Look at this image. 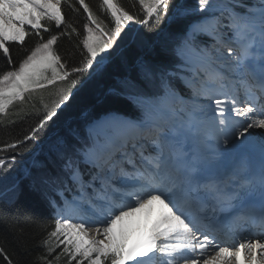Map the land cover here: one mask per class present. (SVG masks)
<instances>
[{
  "label": "snow or ice",
  "instance_id": "6c2138e0",
  "mask_svg": "<svg viewBox=\"0 0 264 264\" xmlns=\"http://www.w3.org/2000/svg\"><path fill=\"white\" fill-rule=\"evenodd\" d=\"M75 2L86 14L82 34L66 20L67 0H0L9 65L10 45L39 37L0 74V123L56 88L36 125L0 145V204H15L26 181L54 218L36 264L61 255L68 264H264V241L217 238L264 229V131H254L264 130V0H138L142 19L101 0L111 26ZM150 22L159 26L152 37L129 31ZM53 24L63 31L52 34ZM73 33L82 35L77 66L54 47ZM122 44L140 54L107 71ZM89 80L110 81L97 104L119 107L99 117L85 109L82 130L49 136V122ZM0 257L14 264L3 248Z\"/></svg>",
  "mask_w": 264,
  "mask_h": 264
},
{
  "label": "trees",
  "instance_id": "16d2710c",
  "mask_svg": "<svg viewBox=\"0 0 264 264\" xmlns=\"http://www.w3.org/2000/svg\"><path fill=\"white\" fill-rule=\"evenodd\" d=\"M186 2L191 3L192 0H187ZM86 3L111 26L110 19L99 7L101 0H86ZM119 3L130 14L143 18V11L138 0H119ZM73 8L78 9V11H74ZM63 12L67 22L75 27L78 33L82 34L83 24L86 23V14L83 13L82 8H79L78 3L75 0H67V3L64 4ZM51 27L53 29L52 34L63 31V29L57 30L54 24ZM158 27L156 23L152 22H150L149 26L132 24L129 31L130 33L138 31L145 37H152ZM42 34L45 38L49 35V33ZM80 39H82V35L77 36L76 33H73L71 37L62 36L58 40L57 45H55L58 55L71 66H77L81 59L82 45L80 44ZM38 40L39 37L32 34L26 38L23 46L18 44L10 45L13 64L9 65L7 58L0 54V74L18 66L20 60L27 54V50L33 48ZM139 54V51L130 50L126 45L122 44L121 48L112 53L111 60L106 61L105 67L109 72H113L117 68L119 71H123V66L120 64L121 56L127 58L130 64ZM109 82L108 80H89L85 85L74 89L70 101L58 111V116L49 122L48 135H52L55 132L66 133L69 128L79 127L82 130L84 121L81 119V113L85 109H91V115L99 117L104 114L107 107H119L118 105L97 104V96L101 91V84L106 85ZM39 118L40 116H34L20 123H0V145L5 141L10 142L17 138L22 139L23 135L27 134L30 128L36 125ZM71 118L72 120L69 122ZM42 135L44 134L42 133ZM26 147L31 148V144ZM21 188L22 191L15 204H0V248L7 251L14 264L17 261L19 264H36V258L44 252V249L39 246L40 240L47 231H51L54 228V218L47 210L45 203L28 188L26 181L22 183ZM60 251L61 249H56L57 253ZM0 264H6L2 257H0ZM53 264H68L67 257L61 255L58 260L53 259Z\"/></svg>",
  "mask_w": 264,
  "mask_h": 264
},
{
  "label": "rangeland",
  "instance_id": "374dc122",
  "mask_svg": "<svg viewBox=\"0 0 264 264\" xmlns=\"http://www.w3.org/2000/svg\"><path fill=\"white\" fill-rule=\"evenodd\" d=\"M55 47V46H54ZM56 88H49L46 91L37 93L31 100L26 101L23 104H16L10 109L9 114L3 118L2 123L11 124L15 122H22L28 118L34 116H41L44 112V105L51 106V104L57 99ZM28 117V118H27ZM4 155H12L7 153ZM29 153L25 152L24 159L28 158ZM77 222V221H74ZM99 226L96 223L90 225L91 228ZM91 235V232L90 234Z\"/></svg>",
  "mask_w": 264,
  "mask_h": 264
},
{
  "label": "bare ground",
  "instance_id": "6f19581e",
  "mask_svg": "<svg viewBox=\"0 0 264 264\" xmlns=\"http://www.w3.org/2000/svg\"><path fill=\"white\" fill-rule=\"evenodd\" d=\"M254 131L258 134V133H260L261 131H264V130L256 129V130H254ZM93 224H94V223H93ZM89 234H90V233H89ZM232 236H235V240L232 241L231 246H234V245L238 244V243L241 242L242 240H246V239H248L247 236L240 235V234H238V233H237V234H236V233H233ZM259 240L264 241V237H263V238L260 237Z\"/></svg>",
  "mask_w": 264,
  "mask_h": 264
}]
</instances>
